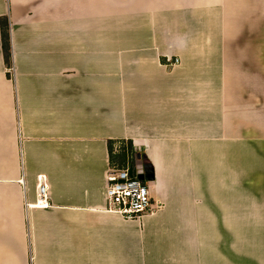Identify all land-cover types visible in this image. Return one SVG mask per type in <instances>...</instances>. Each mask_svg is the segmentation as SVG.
I'll use <instances>...</instances> for the list:
<instances>
[{"label": "crops", "instance_id": "1", "mask_svg": "<svg viewBox=\"0 0 264 264\" xmlns=\"http://www.w3.org/2000/svg\"><path fill=\"white\" fill-rule=\"evenodd\" d=\"M0 264H264V0H0Z\"/></svg>", "mask_w": 264, "mask_h": 264}, {"label": "built area", "instance_id": "2", "mask_svg": "<svg viewBox=\"0 0 264 264\" xmlns=\"http://www.w3.org/2000/svg\"><path fill=\"white\" fill-rule=\"evenodd\" d=\"M142 169L137 162L133 166L126 163L110 167L106 174L108 205L127 219L139 218L157 208L150 195V182L138 178ZM37 192L38 203L42 204L46 199L43 181L38 184Z\"/></svg>", "mask_w": 264, "mask_h": 264}, {"label": "trees", "instance_id": "3", "mask_svg": "<svg viewBox=\"0 0 264 264\" xmlns=\"http://www.w3.org/2000/svg\"><path fill=\"white\" fill-rule=\"evenodd\" d=\"M1 37H2V46L4 51V59L5 64L8 66V69L11 70L12 66L10 63V38H9V31H8V22L3 25V20L1 21ZM150 167L149 165H147Z\"/></svg>", "mask_w": 264, "mask_h": 264}, {"label": "water", "instance_id": "4", "mask_svg": "<svg viewBox=\"0 0 264 264\" xmlns=\"http://www.w3.org/2000/svg\"><path fill=\"white\" fill-rule=\"evenodd\" d=\"M138 157V164L140 167H142V172L138 174V178L141 181H149L151 182L153 180V171L151 167H148L147 164L143 161V159L141 158L140 154L137 156Z\"/></svg>", "mask_w": 264, "mask_h": 264}, {"label": "rangeland", "instance_id": "5", "mask_svg": "<svg viewBox=\"0 0 264 264\" xmlns=\"http://www.w3.org/2000/svg\"><path fill=\"white\" fill-rule=\"evenodd\" d=\"M119 150H120V148H119ZM118 153L119 154H118V158H117L118 159V165L117 166H121V165L126 164V163L129 164L130 166H133L135 164V158H133L132 155L127 157L124 161H122L121 151Z\"/></svg>", "mask_w": 264, "mask_h": 264}]
</instances>
